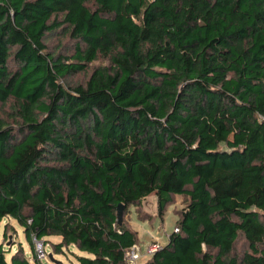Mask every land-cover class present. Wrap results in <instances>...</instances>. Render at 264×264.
Listing matches in <instances>:
<instances>
[{"label":"trees","instance_id":"trees-1","mask_svg":"<svg viewBox=\"0 0 264 264\" xmlns=\"http://www.w3.org/2000/svg\"><path fill=\"white\" fill-rule=\"evenodd\" d=\"M61 25L70 61L44 42ZM8 100L0 225L16 220L31 254L0 244V264H51L34 240L52 235L79 264H130L124 210L151 194L159 215L188 200L142 264H264V0H0Z\"/></svg>","mask_w":264,"mask_h":264},{"label":"rangeland","instance_id":"rangeland-1","mask_svg":"<svg viewBox=\"0 0 264 264\" xmlns=\"http://www.w3.org/2000/svg\"><path fill=\"white\" fill-rule=\"evenodd\" d=\"M44 42L47 50L53 54H59L65 57V60L70 61V56L74 53L75 47L78 44L75 38L70 35V28L66 25H61L56 29L46 33ZM107 60L98 57L95 61L87 65V67L79 71L74 75L66 77L63 81L64 84H77L84 83L91 71L100 65H106ZM17 68V63L12 58L9 61V69L14 71ZM12 100L6 102L0 101V117L8 122V124H14L12 117L11 106ZM188 197L186 195H172V201L166 206V209L162 215L157 212V204L154 194H151L144 198L138 205H131L124 210V219L128 225L137 231L138 241L137 244L141 251L151 243L158 245H164L167 242L168 235L173 231L175 227V221L177 219V213L186 204ZM59 236L52 235L42 238L40 241L34 240L35 249L38 250L42 247L44 255L41 258L43 262H50L48 259V253H53L51 242H58ZM0 244L11 252L22 248L23 252L30 257L31 251L29 243L27 242L23 228L20 224L12 219H4L0 225ZM247 248V243L240 236L235 244L234 253L240 254ZM84 254L76 249L74 246L64 247L62 252L53 253V257L56 260L61 261L63 264H79L75 259L73 253ZM8 257V254H7ZM150 256L141 255L135 264H142Z\"/></svg>","mask_w":264,"mask_h":264},{"label":"built area","instance_id":"built-area-1","mask_svg":"<svg viewBox=\"0 0 264 264\" xmlns=\"http://www.w3.org/2000/svg\"><path fill=\"white\" fill-rule=\"evenodd\" d=\"M174 231H177V228H173ZM161 245H158L156 243H151L147 245L146 248H144V251H141V248L138 245H133L130 249H128L125 253V260L126 263L135 264V261L141 256V255H148L151 256L152 253L160 248ZM38 257L41 259L45 252H43L42 247H39L38 250H36Z\"/></svg>","mask_w":264,"mask_h":264},{"label":"water","instance_id":"water-1","mask_svg":"<svg viewBox=\"0 0 264 264\" xmlns=\"http://www.w3.org/2000/svg\"><path fill=\"white\" fill-rule=\"evenodd\" d=\"M122 220H123V205L122 204H118L117 205V221H118V223H121ZM48 257H49L50 261H52L55 264H63L61 261L56 260L53 257L52 253H50V252L48 253Z\"/></svg>","mask_w":264,"mask_h":264}]
</instances>
